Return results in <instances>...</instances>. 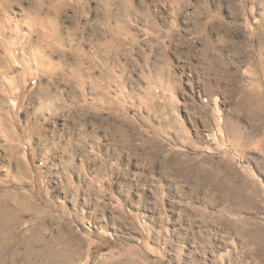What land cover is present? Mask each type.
I'll return each mask as SVG.
<instances>
[{"label":"rangeland","instance_id":"obj_1","mask_svg":"<svg viewBox=\"0 0 264 264\" xmlns=\"http://www.w3.org/2000/svg\"><path fill=\"white\" fill-rule=\"evenodd\" d=\"M0 264H264V0H0Z\"/></svg>","mask_w":264,"mask_h":264},{"label":"bare ground","instance_id":"obj_2","mask_svg":"<svg viewBox=\"0 0 264 264\" xmlns=\"http://www.w3.org/2000/svg\"><path fill=\"white\" fill-rule=\"evenodd\" d=\"M52 13V12H51ZM51 13H48V16H50ZM50 18V17H48ZM7 21H9V19H7ZM42 21V25L40 26V31H37L35 27H33V24H31L30 22V27H29V35L27 37V41L28 43H31L32 41V35L34 33V31H36L39 36V38H55L56 40H60L62 41L64 39V37L62 36V33H61V28L57 27L55 24H51L50 21ZM15 27H18L17 26V23H15ZM109 30L113 33L112 31V27H109ZM3 29V27H2ZM39 29V28H38ZM97 32V31H96ZM96 36V35H95ZM93 35V37H95ZM67 37V36H66ZM96 38V37H95ZM115 38H119L118 34H115L114 35H110L109 36V40H114ZM15 39V38H14ZM51 41V40H50ZM118 41V40H117ZM39 42V41H38ZM120 42V41H119ZM27 44V43H26ZM45 45V44H44ZM14 47V46H13ZM112 48V47H111ZM114 49V48H113ZM32 54H34V58H32V61L36 62L34 63L38 68H43L45 71H48L50 72L52 69H53V66L51 63H48L47 62V59L44 58V55H46V48L43 46V45H36L34 49H32ZM54 53V52H53ZM32 56V55H31ZM28 57V56H27ZM2 62V61H1ZM32 63V62H31ZM30 64V63H29ZM3 67V66H1ZM54 71V70H53ZM52 71V72H53ZM84 78V77H82ZM12 82V81H11ZM5 222L3 223L2 222V227H4L5 223L7 224L8 222L7 221H10L11 220V217L8 216L7 218H5ZM13 220V219H12ZM38 237V236H37ZM40 239V238H39ZM40 242V241H39ZM32 243V242H31ZM64 244L67 245L66 247H69L70 245H72L73 248H76L77 250H81L83 248V240L80 239V238H75L72 240V238H67V240H64ZM35 245V244H34ZM42 248H48V246L45 244H42L41 246ZM17 248V247H16ZM16 254L13 255L12 257V261H15L17 259V256H15ZM54 255L53 254H47L45 261L44 262H48V261H51V260H54Z\"/></svg>","mask_w":264,"mask_h":264},{"label":"crops","instance_id":"obj_3","mask_svg":"<svg viewBox=\"0 0 264 264\" xmlns=\"http://www.w3.org/2000/svg\"><path fill=\"white\" fill-rule=\"evenodd\" d=\"M35 249V248H34ZM76 250V248H66V249H64L63 251H65V252H67V253H69V252H72V251H75ZM35 251H37V248H36V250Z\"/></svg>","mask_w":264,"mask_h":264}]
</instances>
